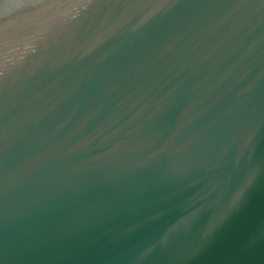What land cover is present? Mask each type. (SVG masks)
<instances>
[{
    "label": "water",
    "instance_id": "water-1",
    "mask_svg": "<svg viewBox=\"0 0 264 264\" xmlns=\"http://www.w3.org/2000/svg\"><path fill=\"white\" fill-rule=\"evenodd\" d=\"M0 264H264V0H0Z\"/></svg>",
    "mask_w": 264,
    "mask_h": 264
}]
</instances>
